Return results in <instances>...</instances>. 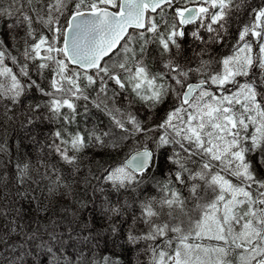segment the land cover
Returning a JSON list of instances; mask_svg holds the SVG:
<instances>
[{
    "label": "snow or ice",
    "instance_id": "6c2138e0",
    "mask_svg": "<svg viewBox=\"0 0 264 264\" xmlns=\"http://www.w3.org/2000/svg\"><path fill=\"white\" fill-rule=\"evenodd\" d=\"M0 264H264V0H0Z\"/></svg>",
    "mask_w": 264,
    "mask_h": 264
},
{
    "label": "trees",
    "instance_id": "16d2710c",
    "mask_svg": "<svg viewBox=\"0 0 264 264\" xmlns=\"http://www.w3.org/2000/svg\"><path fill=\"white\" fill-rule=\"evenodd\" d=\"M115 251L117 253H121V259L122 260H131V258H132V253L131 252L122 253V250L119 247L115 248Z\"/></svg>",
    "mask_w": 264,
    "mask_h": 264
}]
</instances>
